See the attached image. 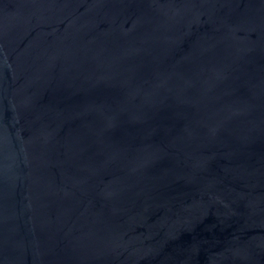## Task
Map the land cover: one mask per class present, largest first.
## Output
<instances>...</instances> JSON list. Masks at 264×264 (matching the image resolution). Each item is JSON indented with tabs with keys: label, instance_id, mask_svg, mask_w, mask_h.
<instances>
[{
	"label": "water",
	"instance_id": "1",
	"mask_svg": "<svg viewBox=\"0 0 264 264\" xmlns=\"http://www.w3.org/2000/svg\"><path fill=\"white\" fill-rule=\"evenodd\" d=\"M0 264H264V0H0Z\"/></svg>",
	"mask_w": 264,
	"mask_h": 264
}]
</instances>
